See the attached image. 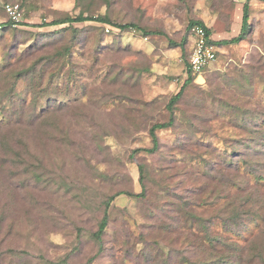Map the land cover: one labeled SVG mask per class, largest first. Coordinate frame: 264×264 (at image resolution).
<instances>
[{"label":"rangeland","instance_id":"1","mask_svg":"<svg viewBox=\"0 0 264 264\" xmlns=\"http://www.w3.org/2000/svg\"><path fill=\"white\" fill-rule=\"evenodd\" d=\"M9 2H25L26 24L0 33V55L27 32L45 36L64 26L35 25L77 16L83 9L86 15L108 14L123 24H146L167 36L140 38L98 21L75 24L82 30L80 42L86 43L87 57L79 58V63L82 80L89 89L82 93V89L71 86L62 98L68 103L81 100L78 106L82 116L69 117L55 134L57 140L46 143L42 157L29 163L34 166L33 172L41 175L35 186L25 189L23 177L11 175L25 166L2 168L7 176L0 195V252L18 248L19 258L27 250L26 264H41L42 255L59 264L86 263L93 256L92 264H234L233 259H239L238 264H264L254 254L264 252V184L257 185L252 174L246 177V187L251 189L256 184L259 188V197L253 200L259 201L256 208L261 210L255 218L243 217L244 221L235 224L244 228L240 235L228 232L222 219L234 214L228 203L240 188L233 184L225 190L223 175L227 180L237 176L220 166L223 153L243 140L252 144L251 159L262 158L264 165V142L240 125L245 114H251L252 125L264 122V0L249 1L247 39L220 45L217 61L204 77L196 78L179 101L174 126L158 131L161 147L154 154L135 150L152 145L147 132L152 122L170 118L164 95L179 92L187 77L184 62L193 49L190 21L202 20L217 41L231 39L242 32L247 0H0V12ZM168 36L178 43L185 38V51L170 47ZM102 45L107 46L105 51ZM116 65L122 66L123 72L132 65L148 71L141 74L135 88L122 84L124 97L96 107L102 92L90 81L99 72L108 74L111 66L117 70ZM89 66L93 70H85ZM233 68L236 71L230 82L210 83L208 77L213 72ZM104 90L110 94L116 87L107 83ZM136 91L142 104L126 99V93L133 95ZM11 158L8 155L9 163L15 160ZM210 159L219 169L214 177V172L205 168ZM140 164L149 165L146 195L122 194L114 200L102 251L92 233L98 228L103 203L119 190L143 191ZM237 180L233 183L238 184ZM193 182L198 191L191 199L210 202L197 205V210L178 201L185 193L191 195ZM8 185L13 189L6 191ZM10 199L12 208L2 219L1 212ZM195 214L207 224L201 226L193 218Z\"/></svg>","mask_w":264,"mask_h":264},{"label":"trees","instance_id":"2","mask_svg":"<svg viewBox=\"0 0 264 264\" xmlns=\"http://www.w3.org/2000/svg\"><path fill=\"white\" fill-rule=\"evenodd\" d=\"M77 1L79 2V0ZM249 1L250 0H247L244 4L242 32L238 36L228 40L217 41L213 39L212 41L214 44L220 47V45L223 44H238L247 39V34L249 33L251 25V7ZM9 3L19 4L24 13L26 7L25 2ZM5 4L1 6L3 12H0V33L16 30L17 27L26 24L24 16L22 21H14L8 15V12L5 9ZM85 13L86 11L83 9L77 16L67 15L41 25L37 24L35 25L36 27L64 26L53 30L45 36L41 33L34 34L33 32H27L26 36L22 35L20 39L14 40L10 44L9 49L4 50V54L0 55V114L3 119L0 122V195L3 193L2 183L7 176L3 174V167L18 169L20 165L25 166L22 171L13 170L14 173L11 175L23 177L22 185L25 189L30 186H35L36 183L40 181L41 175L36 171L33 172L34 166L29 163L42 157L41 150L46 143H54L57 140V136L55 134L60 132L59 129L69 120V117L75 119L76 115L79 117L82 116V113L79 111L80 106H78V103L81 100L68 103L64 98H62V95H65L71 86H77L76 88L82 89V93L88 92L89 89L88 83H84L82 80L81 75L83 73V67L79 63L81 62V58L87 57V53L84 50L86 49V43L80 42L82 30L76 27L75 24L86 21H98L104 24H109L110 26L112 25V28L119 29L120 32L124 34L133 32L135 36L140 38L148 39L152 35L161 34L167 36V34L162 30H153L148 28L146 24L138 22L123 24L114 20L108 14L95 15L90 13L86 15ZM25 17H27L26 13ZM195 25L204 26L208 34L212 36L211 29L206 26L202 20L195 19H192L188 25L189 34L191 28ZM37 38L40 40H37ZM31 39L35 42L29 43ZM168 39L170 47H180L182 51H185V38H183L180 43L176 42L169 36ZM22 46H24V48H22ZM101 49L105 51L107 46L102 45ZM121 51H124V49L118 50V52ZM93 52L95 53V51ZM191 54L192 51L189 55H187L184 62L187 77L184 79L181 89L175 94L172 93L164 95V97L168 99L166 107L170 112L169 120L152 122L147 129L152 145L150 147L137 148L135 151H144L151 154L158 152L161 147V140L158 131L174 126L177 113L176 107L179 106V101L183 99L187 88L197 81V75L193 73L191 68ZM93 61L96 62L97 59L94 57ZM93 66H89L88 68H85V70H93ZM132 66L133 67H131L130 70H125L124 72L121 68L122 66L116 65L115 68L117 70H114V67L111 66L108 74L104 75L102 72L97 73L94 77L95 80L93 79L90 81L94 89L99 88L102 92V94L98 97L96 107H99L100 105H103V103L105 104L111 100L114 102L118 97H124L125 94L121 95V88L124 87L122 85L124 82L128 83L126 87L131 86V89L138 85L141 74L145 73V71L147 72L148 69L143 66ZM210 66L206 68L204 73L208 72ZM234 71H236L235 68L227 71H215L208 78H210L209 81L212 85H215L216 82L222 80L230 82ZM113 77L114 79H112ZM107 83L115 86L116 91L110 94L106 93L104 87ZM218 88L219 90H222L221 86H218ZM218 88L216 87L215 89ZM83 95L85 96V94ZM126 95V99L133 104H138V101L140 104L143 102L140 98H137L140 96V93L137 91L133 95L128 93H126ZM89 99L90 101H94V99ZM144 103L150 105L153 101H144ZM89 106L92 107L91 102ZM245 116L246 118L244 122L240 124L241 127L245 130H250L264 142V126L262 125L264 122L257 121L252 125L249 123L252 118L251 114H245ZM251 145L252 144H248L245 140H243L239 142L238 146H230V149L223 153V157L221 156L222 163L221 165L219 164L222 167L225 166V169L228 168V170L232 171V176H237V178L227 180L226 174L223 175L225 180V190L227 187H231L234 184L240 188V191L236 192L232 201H229L228 203L229 206H232L231 212L235 215L233 214L228 218L224 217L222 222L227 226L226 231L238 233V235H240L239 233H241L244 228L236 227L235 224L244 221L242 220L243 217L250 219H253V217L255 218V216L259 215V210H261L258 209L259 201L253 200V197H256V199L259 197V195L256 194L257 191H259L257 185L264 184V181H262L264 177V165H262L263 163L260 161H263L262 158H255V160L251 159ZM1 148L4 150H1ZM1 151H3L2 154ZM8 155L15 160H10L11 163H9L7 160ZM205 168L210 173L214 172L213 177L216 176L217 172H219L217 163L213 159L206 162ZM139 171L141 174L140 181L143 186L142 192L135 193L126 190H119L115 194L107 197L103 203L104 208L101 212L102 216L98 222V228L92 233L93 238L100 245V250L103 249L104 237L107 234V228L110 224V209L114 200L122 194L135 197H143L146 195L147 184L150 181L149 165L140 164ZM249 176L254 177V182L257 184H254L255 188L253 187L250 189L246 187V184L248 183L246 177ZM235 179H238V184L233 183V180ZM7 184L8 183H6V185ZM193 185L194 186L190 189L191 195L187 196V193H185L182 197L178 198V201L183 203L185 207L196 210L197 205L201 206L202 203L209 205L210 202H207L209 200L195 201L194 199H191V197L198 191V186L195 185L194 182ZM8 187L9 188L6 189V191L13 189L10 185H8ZM241 192H243L245 196H239ZM11 201L12 199L8 201L6 206H4L5 208L2 210V219H5V211L12 208L10 203ZM248 206L253 207L252 209H247L246 207ZM243 211L245 212L243 213ZM193 218L196 219L201 226L205 223L207 224V220L201 218L199 214H195ZM11 224L14 225V222H11ZM235 247V250L239 249L238 246ZM17 249L18 248L9 249L10 252H0V264H26L24 259L29 255L28 251L23 250L22 255L17 258L16 255L21 252V250L19 251ZM99 253L102 252H98L97 255ZM254 254L256 259L264 261V252H254ZM94 257L95 256H93L86 263L80 264H92ZM40 259L42 260L41 264H59V262H54L53 260L48 259L45 255H42ZM225 260L226 258H223L222 262ZM231 261H233L234 264H238L239 259H233ZM33 264H37V262Z\"/></svg>","mask_w":264,"mask_h":264},{"label":"built area","instance_id":"3","mask_svg":"<svg viewBox=\"0 0 264 264\" xmlns=\"http://www.w3.org/2000/svg\"><path fill=\"white\" fill-rule=\"evenodd\" d=\"M8 15L16 22L23 20L24 13L17 3L5 4ZM109 32L110 29L107 28ZM193 49L190 57L191 68L197 77H202L206 68L212 65L218 59L219 46L213 43V37L210 36L204 26L195 25L190 30Z\"/></svg>","mask_w":264,"mask_h":264},{"label":"crops","instance_id":"4","mask_svg":"<svg viewBox=\"0 0 264 264\" xmlns=\"http://www.w3.org/2000/svg\"><path fill=\"white\" fill-rule=\"evenodd\" d=\"M202 77H204V76H202Z\"/></svg>","mask_w":264,"mask_h":264}]
</instances>
